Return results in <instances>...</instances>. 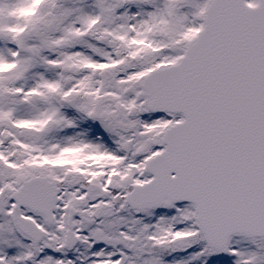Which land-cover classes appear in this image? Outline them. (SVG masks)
<instances>
[{
  "label": "snow or ice",
  "instance_id": "snow-or-ice-1",
  "mask_svg": "<svg viewBox=\"0 0 264 264\" xmlns=\"http://www.w3.org/2000/svg\"><path fill=\"white\" fill-rule=\"evenodd\" d=\"M0 264H264V0H0Z\"/></svg>",
  "mask_w": 264,
  "mask_h": 264
}]
</instances>
